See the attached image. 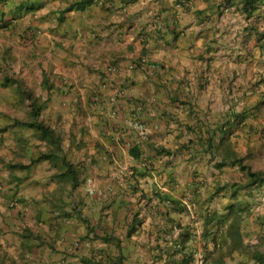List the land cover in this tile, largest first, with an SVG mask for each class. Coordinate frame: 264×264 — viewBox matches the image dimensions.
Listing matches in <instances>:
<instances>
[{
	"label": "crops",
	"instance_id": "crops-1",
	"mask_svg": "<svg viewBox=\"0 0 264 264\" xmlns=\"http://www.w3.org/2000/svg\"><path fill=\"white\" fill-rule=\"evenodd\" d=\"M83 1L34 0L26 12L24 0H0V264H253L246 246L264 234V185L233 197L242 173L217 168L216 147L224 138L241 156L264 149V6L246 18L222 0H88L76 10ZM19 85L39 99L36 123L84 166L75 189L52 179L57 162L35 161L48 145L25 125L31 102L16 97ZM129 100L144 103L151 130L147 150L137 146L145 177L128 153L135 134H122ZM235 203L242 253L202 237L204 220Z\"/></svg>",
	"mask_w": 264,
	"mask_h": 264
},
{
	"label": "trees",
	"instance_id": "trees-1",
	"mask_svg": "<svg viewBox=\"0 0 264 264\" xmlns=\"http://www.w3.org/2000/svg\"><path fill=\"white\" fill-rule=\"evenodd\" d=\"M25 2L21 4V9H25L26 12L32 8V6H29L28 4H33L34 0H24ZM90 1V0H89ZM129 0H127L128 2ZM28 3V4H27ZM88 4V0L83 1L79 5L75 3L76 10L83 9L84 4ZM74 5V4H73ZM13 6V5H12ZM236 6L239 8V10L245 14L246 18L252 17L257 15L258 10L260 9L259 6H264V0H222L220 2V7L224 9ZM31 7V8H30ZM73 6H71L72 8ZM34 9V7L32 8ZM70 9V8H69ZM67 10V9H66ZM15 13V12H14ZM16 15L19 16L21 13L16 11ZM258 36L261 38H264V31L258 33ZM14 83H18V80L13 79ZM13 83V85H14ZM25 95L26 100H29L31 102V115L33 118V122H26L25 125L28 127L36 128L38 133L40 132L42 139L44 142L48 145L47 151L41 154L35 161H49V162H57L59 165V173H56L52 179H63L67 178L68 180H71V188L75 189L78 187L81 182L78 181L80 174H83L85 169L84 166L80 163L72 164L69 161L66 160V155L64 153V150L62 148V140L61 138L56 134V132L51 129L50 127L39 124L37 121V116L40 112L41 106L38 104L39 99L35 98L30 93H27L26 91L23 92ZM44 106V104H43ZM224 134V133H223ZM224 138H221L217 144L216 150H217V157L218 162L216 164L217 168H221L224 166H235L238 168V170L242 173V180L239 183L232 184L233 186V197H236V194L241 189H250L251 187H257L264 185V170H253L250 165L246 164V160L250 158L251 152H248V155L241 156L238 155L232 148L231 145L225 141H223ZM211 145V144H210ZM157 153H168L163 148H158ZM128 153L130 157L133 159V161L137 164L142 166L144 169V172H142L140 175L141 177L147 176V173L149 170V163L146 161V159L142 156L141 151L138 149L137 145L128 148ZM211 159L214 161L217 160L215 156H212ZM61 166V167H60ZM244 208L239 203H235L233 205H230L227 208L226 214L219 215V216H209L204 220V228L202 231V237L208 238L211 237L213 245L216 244V234H219L220 241L218 243L225 244L226 241L229 239L231 250H235L238 248L240 249V253H242V240L240 237V221L241 218L239 216V213L243 211ZM135 219V218H134ZM135 222H137L135 224ZM262 222V221H261ZM260 222V223H261ZM139 225V222L134 220L132 227L127 231V236H130L133 234L137 227ZM25 234L24 237H26ZM227 239V240H226ZM248 250H246L247 255H249L251 262L253 264H264V235L261 237L260 242L255 245L246 246ZM1 248V245H0ZM81 262L83 264H93L89 259L82 258ZM4 263V261H3Z\"/></svg>",
	"mask_w": 264,
	"mask_h": 264
},
{
	"label": "rangeland",
	"instance_id": "rangeland-1",
	"mask_svg": "<svg viewBox=\"0 0 264 264\" xmlns=\"http://www.w3.org/2000/svg\"><path fill=\"white\" fill-rule=\"evenodd\" d=\"M259 7H262V6H259ZM7 38V37H6ZM9 41H11L9 38H7ZM5 46H2L1 44H0V50L1 49H3L2 51H4L5 50ZM5 52H6V50H5ZM9 52L10 53H15V54H17V53H19V49H18V47H16V46H14V45H12V47L10 48V50H9ZM4 54V53H3ZM4 56L6 57V54H4ZM11 63L13 64V63H15V64H13L12 65V70H13V68H15L16 70H18V61H15L14 60V58L12 57V59H11ZM11 80V79H10ZM20 87H19V93H17V94H15L16 95V97H18L20 100L22 99V97H25L24 95V89L22 90V88H21V86L22 85H19ZM16 87V86H15ZM18 87V86H17ZM125 91V90H124ZM27 112H28V114H29V118H31L32 120H33V118H32V115H31V110L29 111V110H26ZM37 119V118H36ZM38 120V119H37ZM15 125H16V127L17 128H21L22 126H24V123L21 121V122H17V123H15ZM40 133V132H39ZM107 140H109V138L107 137ZM112 141V140H111ZM145 147H146V150H147V145L145 144ZM127 150V149H126ZM259 153H260V155H258V154H255L256 156H251L250 155V158H248V160H246L245 162H246V164H248V165H250V167L253 169V170H264V149H260L259 151H258ZM128 154H127V152H125V153H122V156H121V160H123V159H125V157L127 156ZM254 206V208L253 209H255V211H256V213H258L259 214V212H260V210L258 209V207L260 206V205H258V203L257 204H254L253 205ZM261 208V207H260ZM264 214V213H263ZM261 215V214H260ZM259 230L261 231V233H264V215H263V218H262V222L259 224ZM262 235V234H261ZM264 235V234H263ZM262 235V236H263Z\"/></svg>",
	"mask_w": 264,
	"mask_h": 264
},
{
	"label": "built area",
	"instance_id": "built-area-1",
	"mask_svg": "<svg viewBox=\"0 0 264 264\" xmlns=\"http://www.w3.org/2000/svg\"><path fill=\"white\" fill-rule=\"evenodd\" d=\"M110 69L114 70V67ZM123 94L124 92L120 91L117 94L110 96L109 101H108L109 105L113 106L117 102L118 97H123ZM141 109H142L141 104L134 103V102L131 103L132 114L130 117L124 120V130L134 131L140 142H146L149 140L150 130L147 128L146 124L143 121L137 118V113L140 112ZM114 113H115V110L113 109L112 114L114 115ZM87 192L91 193V190L87 189ZM198 264H202V256L198 258Z\"/></svg>",
	"mask_w": 264,
	"mask_h": 264
},
{
	"label": "clouds",
	"instance_id": "clouds-1",
	"mask_svg": "<svg viewBox=\"0 0 264 264\" xmlns=\"http://www.w3.org/2000/svg\"><path fill=\"white\" fill-rule=\"evenodd\" d=\"M144 64H145V59H141V58H140V60H139L138 62L134 63V65H135L134 69H135L137 66H139V65H144ZM112 67H113V66H110V68H112ZM115 69H116V68L114 67V70H115ZM110 71H113V70L111 69ZM120 91L124 92L123 97H118L117 102H116L113 106H110V105L108 106V109H107V110H110V111H109V115H110V116H116V115H117V111H116L117 103H118V101H119L120 99H124V97H125V95H126L124 89H122V88L116 89L115 93H113L112 95L117 94V93L120 92ZM112 95H110V96H112ZM110 96H109V98H110ZM132 102H134V103H139V104L142 105V109H141V111L137 113V118H138L139 120L143 121V120L140 118V113L143 111L144 103L141 102V101H139V100H129V101H128V104H129V106H130V114H129L128 117H130L131 114H132V112H131V103H132ZM108 104H109V103H108ZM113 109L115 110L114 115L112 114V110H113ZM128 117H126V118H128ZM126 118H125V119H126ZM125 119H124V120H125ZM123 122H124V121H123ZM143 122H144V121H143ZM144 123H145V122H144ZM146 126H147V125H146ZM147 128H148V127H147ZM148 129H149V128H148ZM149 130H150V129H149ZM132 132L135 134L134 131H131V130H124V123H123L122 134H123V135H127V136H129V135L132 134ZM132 136H133V135H132ZM150 137H151V130H150L149 140H150ZM149 140L146 141V142H140V141L138 140V138H137V135L135 134V143H134V145H133V144H130L128 148L133 147V146H135V145L138 146V144H142V143H143V144H146L147 142H149ZM141 167H142V166H141ZM202 264H203V262H202Z\"/></svg>",
	"mask_w": 264,
	"mask_h": 264
}]
</instances>
